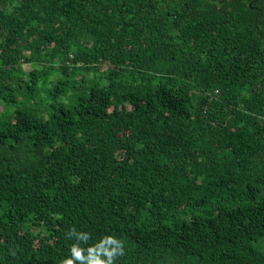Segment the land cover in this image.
<instances>
[{"label":"trees","instance_id":"obj_1","mask_svg":"<svg viewBox=\"0 0 264 264\" xmlns=\"http://www.w3.org/2000/svg\"><path fill=\"white\" fill-rule=\"evenodd\" d=\"M109 237L264 264V0H0V264Z\"/></svg>","mask_w":264,"mask_h":264},{"label":"clouds","instance_id":"obj_2","mask_svg":"<svg viewBox=\"0 0 264 264\" xmlns=\"http://www.w3.org/2000/svg\"><path fill=\"white\" fill-rule=\"evenodd\" d=\"M72 234H75L74 230H73ZM77 239L86 241L87 236L86 235H78ZM104 243L116 245V247L113 248L111 251H107L106 249L104 250V255L107 256L106 264H113V257L117 254L122 255L123 249H122V245L118 241H116L110 237L106 238V240H104V241H101V243L99 245H97L95 248H89L87 250L88 251L87 256L83 254L84 250L81 249L78 245H73L72 249H71V257L66 258L63 261V264H75L76 261H79V262L87 261L88 264H105V261L101 260L99 258V255H98L99 250L102 248ZM94 253H97V254L94 255Z\"/></svg>","mask_w":264,"mask_h":264},{"label":"rangeland","instance_id":"obj_3","mask_svg":"<svg viewBox=\"0 0 264 264\" xmlns=\"http://www.w3.org/2000/svg\"><path fill=\"white\" fill-rule=\"evenodd\" d=\"M35 68V66H26L25 69L28 70V69H33ZM257 249H259L260 251H263L264 252V241H261L259 244L256 245Z\"/></svg>","mask_w":264,"mask_h":264}]
</instances>
